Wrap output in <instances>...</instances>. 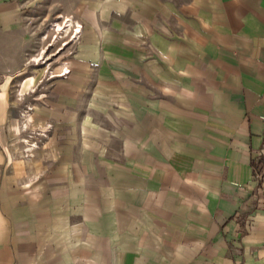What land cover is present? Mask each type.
Returning a JSON list of instances; mask_svg holds the SVG:
<instances>
[{
    "label": "crops",
    "instance_id": "0c3cea01",
    "mask_svg": "<svg viewBox=\"0 0 264 264\" xmlns=\"http://www.w3.org/2000/svg\"><path fill=\"white\" fill-rule=\"evenodd\" d=\"M88 15L66 68L102 102L72 128L83 161L64 159L54 206L0 229V264H264V0H101ZM19 19L0 0L4 31Z\"/></svg>",
    "mask_w": 264,
    "mask_h": 264
},
{
    "label": "rangeland",
    "instance_id": "374dc122",
    "mask_svg": "<svg viewBox=\"0 0 264 264\" xmlns=\"http://www.w3.org/2000/svg\"><path fill=\"white\" fill-rule=\"evenodd\" d=\"M100 1L11 0L20 19L9 33L0 26V229L21 223L31 208L54 206L53 191L70 184L64 159L74 152L83 161L82 150H70L80 137L72 128L82 125L89 103L101 109L102 102H88L86 86L76 89L70 74L55 76L71 70L86 35L88 7ZM77 169V184L85 189L86 168Z\"/></svg>",
    "mask_w": 264,
    "mask_h": 264
},
{
    "label": "bare ground",
    "instance_id": "6f19581e",
    "mask_svg": "<svg viewBox=\"0 0 264 264\" xmlns=\"http://www.w3.org/2000/svg\"><path fill=\"white\" fill-rule=\"evenodd\" d=\"M69 26H70V27L65 31L66 33H69V32L72 30L71 28H72L73 25H72V24H69ZM66 27H67V26H66ZM77 31H78V30H77ZM79 31H81V29H79ZM76 33H77V32H76ZM78 34H79V33H77V34H75V35H77V37H78ZM75 35H74V36H75ZM74 36H73V37H74ZM77 37H76V38H77ZM68 73H69V70H67V71H66L65 73H63L62 75L65 76V75L68 74Z\"/></svg>",
    "mask_w": 264,
    "mask_h": 264
}]
</instances>
